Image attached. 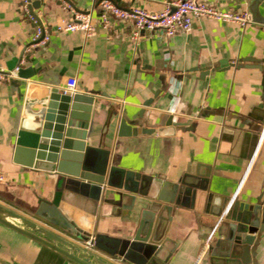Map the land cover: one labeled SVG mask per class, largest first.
<instances>
[{
  "label": "crops",
  "instance_id": "obj_1",
  "mask_svg": "<svg viewBox=\"0 0 264 264\" xmlns=\"http://www.w3.org/2000/svg\"><path fill=\"white\" fill-rule=\"evenodd\" d=\"M19 1L0 0V68L9 72L17 65L30 67L32 75L22 80L14 71L0 79L4 174L0 203L54 227L44 200L56 190L62 196L69 191L55 172L13 161L12 133L23 108L44 92L42 85L61 88L66 77L74 76L75 90L102 93L92 103L81 160L83 167L93 166L104 175L103 187L99 185L95 194L98 214L91 252L109 264H159L157 258L144 256L146 245L135 239V229L148 198L164 181L179 179L174 194L169 188L162 194L173 199L164 202L169 206L164 264H243L234 258L220 259L207 248L214 235L204 241L212 217L204 210L215 208L223 197L247 202L259 194L264 197V134L250 158L240 154L246 122L261 125L253 116L264 117V71L235 65L244 56L264 60V0H208L219 10H245L249 17L245 25L199 16L186 31L166 36L159 29L145 30L135 39L130 37L129 20L110 18L107 28L96 24L89 36L55 29L60 18H71L74 12L95 18L96 0H30L49 35L44 43L30 41L33 22L20 10ZM114 1L121 7L158 11L167 0ZM220 60L226 61L220 65ZM28 83L35 86L26 91ZM148 98L149 105L143 106ZM107 109L154 130L115 135L114 116L109 119ZM188 117H193L188 125H172ZM67 162L72 166L75 161ZM254 258L264 264V225L257 234ZM64 261L47 246L0 222V264Z\"/></svg>",
  "mask_w": 264,
  "mask_h": 264
},
{
  "label": "water",
  "instance_id": "obj_2",
  "mask_svg": "<svg viewBox=\"0 0 264 264\" xmlns=\"http://www.w3.org/2000/svg\"><path fill=\"white\" fill-rule=\"evenodd\" d=\"M226 60H220L222 65ZM231 64H233L231 62ZM220 65H214L218 68ZM236 66L256 67L264 71V60L252 56L240 57ZM32 70L18 68L15 77L30 78ZM28 83L26 91L34 87ZM44 92L37 96L29 107L23 108V116L12 133L14 146L12 159L33 168L55 172L62 179V187L69 191L62 196L56 190L53 197L44 202L49 206L48 221L54 227H47L0 203V222L12 229L34 239L64 258V264H109L91 252L94 235V219L98 214L95 194L98 186L103 187L104 175L94 171V167H83L86 133L89 125L92 103L102 95L85 88L63 92L56 85H42ZM151 99L142 102L148 106ZM138 111V116L141 115ZM109 119L114 116V132L118 136L134 135L138 132L148 133L154 127L138 125L121 111L107 109ZM258 123L246 122V129L240 134V154L251 157L254 148L264 134V117L253 116ZM193 117L185 121H173V126L184 127ZM171 123V121H165ZM159 130V129H158ZM68 159L75 162L70 166ZM177 182L164 181L156 194L148 198V203L141 210L135 229V239L145 243L143 250L147 259L157 258L164 264L168 252L162 256L165 241L166 224L172 197H164L163 191L177 190ZM63 197V198H62ZM212 216L204 231L207 248L220 259L234 258L239 263L257 264L254 247L257 234L264 225V197L257 195L252 202L230 197L221 198L215 208L205 209ZM141 233V235H140ZM211 234V235H210ZM90 235V236H89ZM90 237L91 245L85 243ZM202 241V243H204ZM203 246V245H202Z\"/></svg>",
  "mask_w": 264,
  "mask_h": 264
},
{
  "label": "built area",
  "instance_id": "obj_3",
  "mask_svg": "<svg viewBox=\"0 0 264 264\" xmlns=\"http://www.w3.org/2000/svg\"><path fill=\"white\" fill-rule=\"evenodd\" d=\"M96 3L99 9L95 18L87 12H74L71 18H60L55 23V29L59 31L78 30L84 36H89L94 31L96 24L107 28L112 21L110 18H113L120 21H131L132 30L130 37L135 39L140 31L145 30L159 29L166 36L176 31H186L189 29L192 19L199 16L230 21L239 25H245L249 22V17L245 10H219L208 0H167L158 11L148 10L138 5L121 7L114 0H96ZM19 8L33 22L30 41L44 43L49 35L32 11L30 0H20ZM262 22L264 24V17ZM17 69L18 65L14 67L13 71L9 72L0 68V79L7 74L14 73ZM75 83V77L68 76L61 90L63 92H72L75 90ZM3 181L4 174L0 170V183ZM85 243L89 246L91 245L90 237L86 239ZM204 246L201 247V251Z\"/></svg>",
  "mask_w": 264,
  "mask_h": 264
}]
</instances>
